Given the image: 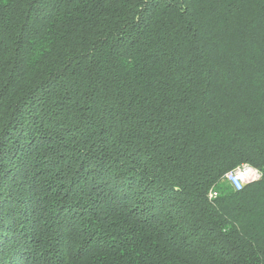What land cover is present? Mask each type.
Masks as SVG:
<instances>
[{
  "label": "trees",
  "instance_id": "trees-1",
  "mask_svg": "<svg viewBox=\"0 0 264 264\" xmlns=\"http://www.w3.org/2000/svg\"><path fill=\"white\" fill-rule=\"evenodd\" d=\"M0 264H264V0H0Z\"/></svg>",
  "mask_w": 264,
  "mask_h": 264
},
{
  "label": "rangeland",
  "instance_id": "rangeland-1",
  "mask_svg": "<svg viewBox=\"0 0 264 264\" xmlns=\"http://www.w3.org/2000/svg\"><path fill=\"white\" fill-rule=\"evenodd\" d=\"M235 171H239V173H241V175L243 176L242 177L243 186H247L248 184H250L252 182H256V181L260 180L261 177H262V174H261V172L258 169L250 167V166L236 167V168L233 169L232 172H235ZM232 172H229V173H232ZM229 173H227V174H229ZM227 174H225V176H224L225 179H226V175ZM209 196H210L211 199H214V198L217 197V193L214 192V191H210ZM41 234H45V232L44 233H40V235ZM37 239H38V237H37Z\"/></svg>",
  "mask_w": 264,
  "mask_h": 264
},
{
  "label": "built area",
  "instance_id": "built-area-1",
  "mask_svg": "<svg viewBox=\"0 0 264 264\" xmlns=\"http://www.w3.org/2000/svg\"><path fill=\"white\" fill-rule=\"evenodd\" d=\"M242 175L239 171H235L226 175L227 182L233 187L235 191H239L243 188Z\"/></svg>",
  "mask_w": 264,
  "mask_h": 264
}]
</instances>
